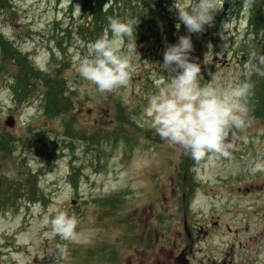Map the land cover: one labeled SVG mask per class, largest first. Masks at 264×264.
Returning a JSON list of instances; mask_svg holds the SVG:
<instances>
[{
    "label": "rangeland",
    "instance_id": "obj_1",
    "mask_svg": "<svg viewBox=\"0 0 264 264\" xmlns=\"http://www.w3.org/2000/svg\"><path fill=\"white\" fill-rule=\"evenodd\" d=\"M166 1L180 24L175 7L188 0ZM241 11L222 5L211 26L191 34V58L201 66L202 86L211 78L226 86L249 75L254 52L248 56L239 49L251 39L245 34L246 11ZM81 13L77 0H11L8 9H0V32L41 69H49L55 57L52 68L62 69L59 73L75 85V129H109L128 117L135 135L132 146L118 139L105 142L103 150L88 141L71 140L63 134L60 119L44 112L40 102L19 105L7 81H0V135L10 136L9 145L17 146L16 159L39 173L46 164L33 145L56 155L53 166L38 176L43 197L21 200L20 208L0 212V264H82V253L75 252L78 247L103 243L130 245L123 248L117 264H174L190 244L185 229L193 236L191 264H264V119L248 121L230 135V158L206 157L186 174L181 167L190 165L185 150L157 134L149 113L150 99L168 94V78L158 66L170 43L162 34L152 43L136 44V70L129 83L99 93L75 70L88 45L75 32ZM178 29L179 37L188 35L183 24ZM53 36L61 37L64 51ZM119 103L125 115L118 111ZM8 117L15 120L13 127L5 124ZM30 134L39 135L40 141L28 140ZM114 196L118 214H102L98 200ZM58 212L77 218L73 238L53 234L51 220ZM127 227L135 239L124 236ZM144 231H151V238Z\"/></svg>",
    "mask_w": 264,
    "mask_h": 264
},
{
    "label": "trees",
    "instance_id": "obj_2",
    "mask_svg": "<svg viewBox=\"0 0 264 264\" xmlns=\"http://www.w3.org/2000/svg\"><path fill=\"white\" fill-rule=\"evenodd\" d=\"M11 0H0V9H8ZM76 1V0H74ZM81 7L80 23L75 26L78 38L89 44L105 34L108 17H118L121 19H135L139 23L135 26L132 40L136 44L152 43L159 40L161 35L170 44L178 41L179 29L177 22L169 11L170 2L166 0H77ZM223 0V4L228 8H237L240 12L243 1ZM246 11V35L251 39H246L239 44V49L250 56L254 52L257 58L264 56V0H251L243 7ZM234 11V10H232ZM216 20V19H214ZM56 26L60 23H54ZM68 32V29L65 28ZM178 32V33H177ZM111 36V33H108ZM57 46L64 51L61 45V37L53 36ZM56 61L52 55L50 68L41 69L35 65L32 58L23 53L13 42L0 32V81L6 80L11 91L13 100L22 105L30 100L40 102L44 112L53 118H59L62 123L63 134L69 139H81L91 144L100 146L107 141L122 139L131 147V137L134 132L131 120L128 119L122 125L115 124L113 127L96 128L91 131L74 128V114L72 111L76 105L74 99V86L69 85V80L61 75L62 69L52 68V63ZM52 68V69H51ZM249 81L252 83V91L247 101L248 121L264 119V76H259L250 72L248 76H241L238 82ZM118 111L125 115V109L119 103ZM10 136L0 135V212L10 213L20 208L21 200L35 201L43 197V190L38 185V176L44 174L45 170L51 168L53 160L56 158L54 150L48 148H37L33 145V150L42 164L40 172L27 167L22 161L16 159L13 153L17 151V146L9 145ZM28 140L35 143L40 141L39 135H27ZM17 142V139H13ZM68 144H72L71 141ZM45 147V144H42ZM9 159L4 162L2 159ZM190 165L186 166V174L191 165L198 164L190 157ZM15 161V163H14ZM193 162V163H192ZM185 168V165H181ZM183 180V176L179 175ZM76 187L75 181H72ZM183 183L182 189L185 187ZM118 198L108 197L99 199L98 203L102 207L101 213L108 216L118 214ZM19 202V203H18ZM122 222V221H121ZM146 235H151V231H144ZM135 232L127 227L124 236L130 235L131 240L135 239ZM150 237V236H149ZM151 238V237H150ZM130 246L116 245L115 243H103L99 247H78L75 252L82 253V264H117L123 255V248ZM145 248H149L146 244Z\"/></svg>",
    "mask_w": 264,
    "mask_h": 264
},
{
    "label": "clouds",
    "instance_id": "obj_3",
    "mask_svg": "<svg viewBox=\"0 0 264 264\" xmlns=\"http://www.w3.org/2000/svg\"><path fill=\"white\" fill-rule=\"evenodd\" d=\"M222 2L188 0L184 6L175 7L188 35L180 36L177 43L168 45L163 52V63L158 68L168 78V94L153 96L149 102L157 134L181 146L197 162L206 157L230 158L229 130H243L248 122L247 101L252 83L245 80L225 86L211 78L202 86L201 66L191 58V34L202 33L205 26L213 24ZM138 23L137 18L108 17L105 34L89 43L86 54L78 58L76 72L97 92L111 93L132 78L136 70L133 54L137 53L132 37ZM248 66L250 72L264 76V56L257 58L253 54ZM77 224L76 217L64 212H58L51 220L53 234L62 239L73 238Z\"/></svg>",
    "mask_w": 264,
    "mask_h": 264
},
{
    "label": "water",
    "instance_id": "obj_4",
    "mask_svg": "<svg viewBox=\"0 0 264 264\" xmlns=\"http://www.w3.org/2000/svg\"><path fill=\"white\" fill-rule=\"evenodd\" d=\"M14 119L11 117H8L5 121V124L8 127H12L14 125ZM175 263L176 264H189L188 259L185 257L184 253H181L179 256L175 258Z\"/></svg>",
    "mask_w": 264,
    "mask_h": 264
},
{
    "label": "flooded vegetation",
    "instance_id": "obj_5",
    "mask_svg": "<svg viewBox=\"0 0 264 264\" xmlns=\"http://www.w3.org/2000/svg\"><path fill=\"white\" fill-rule=\"evenodd\" d=\"M193 238H192V236L190 237V244L187 246H185L181 251H185V254H186V256L189 258V260L191 261V260H193L192 258H193ZM180 251V252H181ZM222 264V263H221ZM223 264H225V263H223Z\"/></svg>",
    "mask_w": 264,
    "mask_h": 264
},
{
    "label": "bare ground",
    "instance_id": "obj_6",
    "mask_svg": "<svg viewBox=\"0 0 264 264\" xmlns=\"http://www.w3.org/2000/svg\"><path fill=\"white\" fill-rule=\"evenodd\" d=\"M243 11H244V10H243ZM241 16H242V15H241ZM241 16H240V17H241ZM240 19H241V18H240Z\"/></svg>",
    "mask_w": 264,
    "mask_h": 264
}]
</instances>
